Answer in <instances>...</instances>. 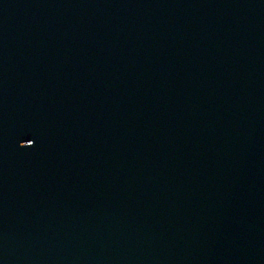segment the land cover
<instances>
[{"label": "water", "instance_id": "water-1", "mask_svg": "<svg viewBox=\"0 0 264 264\" xmlns=\"http://www.w3.org/2000/svg\"><path fill=\"white\" fill-rule=\"evenodd\" d=\"M0 264H264V0H0Z\"/></svg>", "mask_w": 264, "mask_h": 264}]
</instances>
